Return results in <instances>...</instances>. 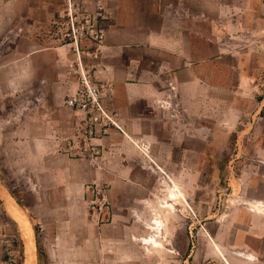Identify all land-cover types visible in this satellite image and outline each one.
I'll return each mask as SVG.
<instances>
[{
  "label": "crops",
  "instance_id": "crops-1",
  "mask_svg": "<svg viewBox=\"0 0 264 264\" xmlns=\"http://www.w3.org/2000/svg\"><path fill=\"white\" fill-rule=\"evenodd\" d=\"M82 1L93 3L90 12L95 33L100 35L97 40L96 34L88 38L93 49H83L84 38L63 42L44 31L64 8L60 9V1L3 0L10 12L8 18L16 19L7 32L16 38L5 43L6 50L0 52V146L14 147L16 165L8 169V176L30 173L48 179L49 184L40 185L47 193H52L56 179L63 177L118 180L115 193L123 195L127 201L123 210L131 215L135 202L148 206L149 200L139 198L148 189L133 188L135 179L175 174L196 185L201 178L202 146H217L219 127L229 130L222 117L224 109L233 110L234 97L260 95L264 53L256 45L258 0ZM27 17L31 19L28 25L24 22ZM82 75L103 84L104 103L112 121L104 125L108 133L93 141L95 153L77 158L73 156L77 147L90 146L77 144L82 115L66 100L78 89ZM4 131L17 137L5 139ZM5 176L0 172V179ZM258 177L261 189L264 174ZM122 179L130 184L123 191ZM37 191L40 196L33 208L16 200L28 217L32 213L51 232L57 226L68 229L73 225L66 218L54 217L52 200ZM257 199L254 204L248 199L242 207L243 229L237 239L242 247L233 249L242 264H264L263 190L258 191ZM118 201L109 233L100 235L107 243L104 259L110 263L123 255L137 256V251L131 254L137 243L150 244L148 237L132 233V227L151 223L144 216H122L120 197ZM2 205L22 243L21 264H27L21 225L6 203ZM50 235L46 233L45 240L61 242L67 255L63 243L72 237ZM93 238L87 234L84 240ZM46 251L58 256L60 250Z\"/></svg>",
  "mask_w": 264,
  "mask_h": 264
},
{
  "label": "rangeland",
  "instance_id": "rangeland-1",
  "mask_svg": "<svg viewBox=\"0 0 264 264\" xmlns=\"http://www.w3.org/2000/svg\"><path fill=\"white\" fill-rule=\"evenodd\" d=\"M56 1H60V9L64 8L57 16L58 19H54L44 31L63 42L71 40L81 42L84 38L83 49H93L94 46L90 45L88 39L96 34L92 18L94 14L90 12L93 3L67 0V4L64 5V0ZM0 9V52H2L6 50L5 43L16 38L14 33L7 32L16 24V19L8 18L10 12L4 6L3 0H0ZM256 13L260 21L256 45L264 53V0H258ZM30 20L27 17L24 22L28 25ZM72 24L79 30L75 35L72 33L66 35L71 32ZM91 80L94 83L99 82L93 77ZM259 90L260 95L257 98L234 97L233 110L231 107L226 109L228 111L224 109L225 115L223 114L222 117L227 119L229 130L222 131L219 127L217 146H202L201 178L200 181L196 179V182L199 181L196 185L189 183L190 178H179L175 174L172 177L157 175L152 178H137L135 184L131 186L137 190L142 189V186L147 187L148 191L139 194V198L148 197L149 200L148 206L135 202L131 215L126 208L123 210L124 204L127 203L123 195L118 196L115 193L114 184L115 181L118 184V180L99 176L63 177L56 179L53 192L47 193L45 191L47 188L40 185L49 184L48 179L34 178L29 175L30 173L22 177L8 176L10 173L8 169L16 165V158L12 153L14 147L0 146V172L7 175L0 179V188H2L0 190L8 194L6 197L9 198L10 195L17 205L16 200L33 208L36 198L40 196L37 190L40 189L45 192L42 193V197L52 200L54 217L60 220L66 218L73 224L68 226V229L57 226L51 232L44 223H38L32 213L28 217L21 209L27 222L28 242L34 245L33 256L30 253V261H27L30 264H228L227 261L232 262L231 264H242L241 259L233 254V249L242 247L241 240L237 242L238 238L241 239L243 229L242 207L248 199L251 204L257 202L258 191H264V185L259 189L258 183L260 179L258 174H264V164L261 162L263 158L261 153L264 155V144H261L264 142V82L259 84ZM4 132L5 139L17 137L11 135L10 131ZM81 134L79 130L77 144H89L90 148L77 147L73 155L77 158L95 153L92 140L86 141ZM91 165L97 166L96 163ZM127 182L128 179H122L120 183L122 191L130 186ZM171 190L176 192L172 191L169 196ZM178 196L180 197L177 198ZM118 197L121 198L122 216H131L133 219H142L144 216L151 223L132 227V233L148 237L150 244L143 246L137 243L131 250V254L137 251V256L126 258L123 255L116 258L115 262L111 259L110 263L108 259H104L103 249L107 243L100 235L108 234L107 228L112 227L115 212H118ZM169 199L172 201L170 205L167 204ZM4 202L0 193V264L6 261L21 264L24 253L19 246L22 243L16 236L14 222L3 210ZM32 228L35 229L34 233ZM121 228L124 229V226ZM21 229L25 245L22 226ZM46 233L52 234L49 236L51 238H54L55 234L70 235L72 241L63 243L68 254L65 255L62 251L61 242L45 240ZM110 233L113 234V231ZM87 234H92L95 238L85 241ZM49 248L59 249L58 256H51L50 252L46 251ZM141 252L144 257L141 256Z\"/></svg>",
  "mask_w": 264,
  "mask_h": 264
},
{
  "label": "built area",
  "instance_id": "built-area-1",
  "mask_svg": "<svg viewBox=\"0 0 264 264\" xmlns=\"http://www.w3.org/2000/svg\"><path fill=\"white\" fill-rule=\"evenodd\" d=\"M79 29L72 24L71 32L66 35H75ZM95 40L100 38L96 33ZM104 87L99 82H92L90 75H82L79 88L75 93L68 96L67 105L79 111L82 115L81 125L79 126L80 134L84 135L86 141H93L98 137H103L108 133V128L111 120L108 109L104 103ZM105 122V124H102Z\"/></svg>",
  "mask_w": 264,
  "mask_h": 264
},
{
  "label": "bare ground",
  "instance_id": "bare-ground-1",
  "mask_svg": "<svg viewBox=\"0 0 264 264\" xmlns=\"http://www.w3.org/2000/svg\"><path fill=\"white\" fill-rule=\"evenodd\" d=\"M0 189H2V188H0ZM174 192H176V191H174ZM0 193H1L2 197H3V199L5 200V203L9 207V210L13 213V215L15 216V218L20 222V225L23 227V236H24V241H25L26 253L28 254L27 260L30 261L29 254L30 253L31 254L33 253V251H34L33 250L34 249L33 248L34 245L32 243L28 242L29 240L27 239V235H26V223L27 222L25 220L23 211L21 210V208L19 207V205H17L14 202V200L12 199V197L10 195H9V198H8V197H6V195H8V194L4 193L2 190H0ZM172 196H175V195L172 194ZM32 256H33V254H32ZM27 263L30 264L28 261H27Z\"/></svg>",
  "mask_w": 264,
  "mask_h": 264
}]
</instances>
